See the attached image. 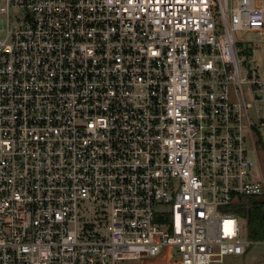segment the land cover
I'll return each instance as SVG.
<instances>
[{"label":"built area","instance_id":"2783aa9c","mask_svg":"<svg viewBox=\"0 0 264 264\" xmlns=\"http://www.w3.org/2000/svg\"><path fill=\"white\" fill-rule=\"evenodd\" d=\"M255 43L264 0H0V264L249 254Z\"/></svg>","mask_w":264,"mask_h":264},{"label":"rangeland","instance_id":"374dc122","mask_svg":"<svg viewBox=\"0 0 264 264\" xmlns=\"http://www.w3.org/2000/svg\"><path fill=\"white\" fill-rule=\"evenodd\" d=\"M238 38L243 39L245 41L252 40L256 41V37L252 34L241 33L238 35ZM257 42V41H256ZM254 48L259 49L260 51L254 55L255 66L258 69L259 74L262 78H264V45H260L255 43ZM258 140V153L260 164L255 165L251 173L253 175V180L256 182H264V128L261 129L255 136ZM255 158V155H253ZM256 159V158H255ZM258 160V159H257ZM264 192V187H263ZM259 201L264 202V194L260 198ZM247 204V202L245 203ZM244 225L247 230V221L241 220V226ZM174 254L171 253L170 249L164 251L163 255L157 259H148L144 263L145 264H173L174 262ZM222 264H264V243L256 244L252 247L249 254L242 258H231L228 257Z\"/></svg>","mask_w":264,"mask_h":264},{"label":"trees","instance_id":"16d2710c","mask_svg":"<svg viewBox=\"0 0 264 264\" xmlns=\"http://www.w3.org/2000/svg\"><path fill=\"white\" fill-rule=\"evenodd\" d=\"M237 214L247 221V236L254 243H264V202L250 198L240 204Z\"/></svg>","mask_w":264,"mask_h":264},{"label":"crops","instance_id":"0c3cea01","mask_svg":"<svg viewBox=\"0 0 264 264\" xmlns=\"http://www.w3.org/2000/svg\"><path fill=\"white\" fill-rule=\"evenodd\" d=\"M257 157H258V164H260L259 153H258V156Z\"/></svg>","mask_w":264,"mask_h":264}]
</instances>
